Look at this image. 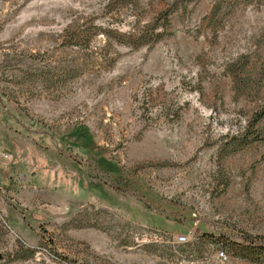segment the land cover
Here are the masks:
<instances>
[{"label": "rangeland", "instance_id": "374dc122", "mask_svg": "<svg viewBox=\"0 0 264 264\" xmlns=\"http://www.w3.org/2000/svg\"><path fill=\"white\" fill-rule=\"evenodd\" d=\"M262 107L264 0H0V264H264Z\"/></svg>", "mask_w": 264, "mask_h": 264}, {"label": "trees", "instance_id": "16d2710c", "mask_svg": "<svg viewBox=\"0 0 264 264\" xmlns=\"http://www.w3.org/2000/svg\"><path fill=\"white\" fill-rule=\"evenodd\" d=\"M262 114H264V107L259 108V110L254 113L251 123L258 120ZM10 139L12 140V138ZM45 141L41 144L44 145L46 143ZM9 143L10 140L7 139V144L9 145ZM16 170L17 168L15 167L14 171ZM14 171H11V173ZM206 232L209 238L216 241L220 240L225 243L232 254L234 253L242 258L255 262L264 258V236H262V238H255L242 233L231 234L220 228H211Z\"/></svg>", "mask_w": 264, "mask_h": 264}, {"label": "built area", "instance_id": "2783aa9c", "mask_svg": "<svg viewBox=\"0 0 264 264\" xmlns=\"http://www.w3.org/2000/svg\"><path fill=\"white\" fill-rule=\"evenodd\" d=\"M175 239H176V241H179V242L187 241L185 234H183V233L177 234V236H175ZM216 253H217L216 255H217L218 259L220 258V259L224 260L227 258V253L221 248H219V250H217ZM70 264H74V263H70Z\"/></svg>", "mask_w": 264, "mask_h": 264}]
</instances>
